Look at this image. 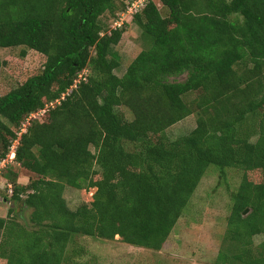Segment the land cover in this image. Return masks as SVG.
I'll return each instance as SVG.
<instances>
[{
  "label": "trees",
  "instance_id": "16d2710c",
  "mask_svg": "<svg viewBox=\"0 0 264 264\" xmlns=\"http://www.w3.org/2000/svg\"><path fill=\"white\" fill-rule=\"evenodd\" d=\"M159 1L166 15L151 0L133 16L144 48L119 76L125 26L102 19L122 10L118 0H0V48L47 57L0 96V162L20 137L15 160L36 176L21 184L6 175V198L31 209L30 227L13 206L0 217L6 264H62L76 234L159 250L212 165L246 171L219 261L264 264V0ZM192 114L196 126L170 138ZM66 186L96 188L87 211L65 204Z\"/></svg>",
  "mask_w": 264,
  "mask_h": 264
},
{
  "label": "rangeland",
  "instance_id": "374dc122",
  "mask_svg": "<svg viewBox=\"0 0 264 264\" xmlns=\"http://www.w3.org/2000/svg\"><path fill=\"white\" fill-rule=\"evenodd\" d=\"M118 1L122 10L115 17L107 13L102 19L110 29L114 28L118 21H123L122 27L125 26L122 39L116 45V50L121 56V65L115 69V73L121 76L144 48V41L141 29L133 21L134 15L128 13L122 15L127 10L129 0ZM153 1L159 5L163 15L168 13V9L163 7L159 0ZM24 49L26 53L22 55ZM0 56L4 62L0 70V96L24 82L29 76L39 72L47 59L37 50L27 49L24 46L1 47ZM185 78L186 74L170 79L184 80ZM121 111L129 119L133 117L126 107H121ZM45 115L46 113H40L37 119L42 121ZM195 126L196 118L192 114L169 127L167 133L170 138H176L190 132ZM129 147L132 148V146ZM10 171L13 172L11 177L21 184H28L36 178L17 160L6 161V165L0 170V217L8 219L13 206L15 211L19 212L16 217L22 224L30 227L31 209H22L7 199L13 192L9 191L11 180L6 176L10 174ZM244 173L246 171L239 168L210 166L161 249L154 250L131 245L125 242L120 235L114 239H106L97 235L76 234L74 240L67 246L62 264H221L218 255L225 244L224 237L228 228V217L232 212L233 194L237 192ZM247 176L254 182L262 181V172L259 170L247 171ZM11 184L13 188V183ZM95 191V187L78 189L66 186L65 204L72 210L85 212L89 206L87 208L82 203H91ZM262 239V235H257L254 238L255 245L259 244ZM6 263V257H0V264Z\"/></svg>",
  "mask_w": 264,
  "mask_h": 264
},
{
  "label": "built area",
  "instance_id": "2783aa9c",
  "mask_svg": "<svg viewBox=\"0 0 264 264\" xmlns=\"http://www.w3.org/2000/svg\"><path fill=\"white\" fill-rule=\"evenodd\" d=\"M149 1H151V0H129L127 2V6H126L127 7V10L125 12H123L122 15H125L126 13L131 14V15H135L136 13L141 12L144 9V7L147 5V3ZM122 25H123V21H118L116 23V26L115 27H121ZM80 76H82V74ZM62 98H64V96ZM59 102H60L59 99L56 100V101H52V102L48 103L46 105V107L43 108V109H41L40 111L31 113V115L23 123L22 128H21V130L19 132V135L21 133H23V131L26 132L27 125L30 123L31 118L37 117L40 113H45L47 111V109H49L50 107H54L55 104H57ZM19 138H16L15 140L12 141L11 146H10V152L0 162V170H1V167H3V166L6 165V161L7 160H9V159L10 160H15L16 159V149H17V146L19 144ZM9 191L10 192L13 191L11 182H10Z\"/></svg>",
  "mask_w": 264,
  "mask_h": 264
},
{
  "label": "water",
  "instance_id": "95a60500",
  "mask_svg": "<svg viewBox=\"0 0 264 264\" xmlns=\"http://www.w3.org/2000/svg\"><path fill=\"white\" fill-rule=\"evenodd\" d=\"M249 208H247L245 211H244V215H246L248 212H249Z\"/></svg>",
  "mask_w": 264,
  "mask_h": 264
}]
</instances>
